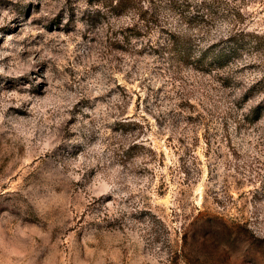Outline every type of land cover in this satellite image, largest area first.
Returning a JSON list of instances; mask_svg holds the SVG:
<instances>
[{
  "label": "rangeland",
  "instance_id": "obj_1",
  "mask_svg": "<svg viewBox=\"0 0 264 264\" xmlns=\"http://www.w3.org/2000/svg\"><path fill=\"white\" fill-rule=\"evenodd\" d=\"M106 1L0 0V264H264V0L220 67Z\"/></svg>",
  "mask_w": 264,
  "mask_h": 264
},
{
  "label": "trees",
  "instance_id": "obj_2",
  "mask_svg": "<svg viewBox=\"0 0 264 264\" xmlns=\"http://www.w3.org/2000/svg\"><path fill=\"white\" fill-rule=\"evenodd\" d=\"M228 1L231 0H107L106 3L116 15L132 12L135 21L120 31L125 41L133 36L149 37L153 31L162 32V43L153 53L170 59H189L194 66L204 63L211 67L216 63L220 67L226 58L236 54L240 45L229 34L223 45L217 46L216 39L209 37L207 23L219 15H240ZM99 14L96 11L92 16ZM181 27L193 31V36L180 34Z\"/></svg>",
  "mask_w": 264,
  "mask_h": 264
}]
</instances>
